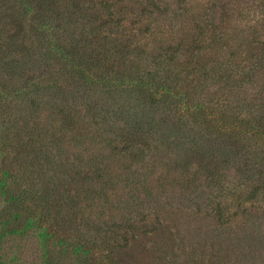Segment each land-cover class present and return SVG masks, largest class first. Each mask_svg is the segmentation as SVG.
<instances>
[{"label": "rangeland", "instance_id": "rangeland-1", "mask_svg": "<svg viewBox=\"0 0 264 264\" xmlns=\"http://www.w3.org/2000/svg\"><path fill=\"white\" fill-rule=\"evenodd\" d=\"M44 6L90 78L0 37L6 263L264 264V0Z\"/></svg>", "mask_w": 264, "mask_h": 264}, {"label": "trees", "instance_id": "trees-1", "mask_svg": "<svg viewBox=\"0 0 264 264\" xmlns=\"http://www.w3.org/2000/svg\"><path fill=\"white\" fill-rule=\"evenodd\" d=\"M44 1L46 0H0V37L2 40H4L7 35L12 33L14 30H19L22 32L23 30H26L28 28V24L32 23V31L33 35H36V37H40L41 41V47L39 49L44 50L46 53H41L37 51V56H47L52 55L55 58V64L56 66L61 64H65L69 69L71 70L75 76L81 78L84 80L85 84L89 82L88 78H90L89 74L85 75V73H80L79 71H83L86 69H80V65L87 66L83 64L82 62L76 63V55H74L65 45H63L59 40H57L58 36L56 37L55 31H54V25L51 21L47 19V12L49 11V8H45ZM46 16L44 19L43 17ZM30 21V22H29ZM36 41V40H35ZM37 45L36 43H32V47L30 49H35ZM28 46H31L28 45ZM39 45H37V48ZM101 64L99 63V67ZM92 69L91 65L89 67ZM89 73V72H88ZM138 85H136L138 88H154L158 87L161 89V91L167 92V87L164 86L165 84L157 85L155 83H145L140 81ZM153 84V85H152ZM150 85V88L148 87ZM19 90H15L14 93H17ZM156 93V92H155ZM1 155V154H0ZM6 173H4V176L2 180L0 181V189L1 194L3 197L7 196V191L5 190L7 181H6ZM25 226V228H30L32 226L31 222H28ZM42 237H45L47 240L48 235H46L43 231L40 232ZM250 236V235H249ZM45 242L42 244V249H44L46 255L48 254V251L45 247ZM243 248V247H242ZM243 250L240 249L236 252V255L240 253L246 254ZM74 253L76 255L82 254L84 256L87 255L88 251H83L81 248L77 247L74 249ZM45 255V254H44ZM234 255V254H233ZM0 264H8L4 260L3 256L0 254ZM45 264V263H43Z\"/></svg>", "mask_w": 264, "mask_h": 264}]
</instances>
